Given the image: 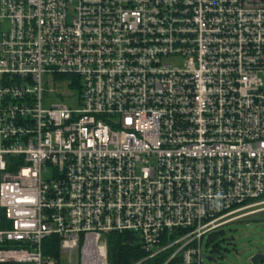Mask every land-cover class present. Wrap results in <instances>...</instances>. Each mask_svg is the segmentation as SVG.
Segmentation results:
<instances>
[{"label":"built area","instance_id":"2783aa9c","mask_svg":"<svg viewBox=\"0 0 264 264\" xmlns=\"http://www.w3.org/2000/svg\"><path fill=\"white\" fill-rule=\"evenodd\" d=\"M259 204L264 0H0V264H203Z\"/></svg>","mask_w":264,"mask_h":264},{"label":"rangeland","instance_id":"374dc122","mask_svg":"<svg viewBox=\"0 0 264 264\" xmlns=\"http://www.w3.org/2000/svg\"><path fill=\"white\" fill-rule=\"evenodd\" d=\"M54 102H57L54 98L43 100L42 106L49 107ZM214 233L211 241L208 233L202 239L203 264H250L249 258L254 253L264 255V204L244 209ZM213 247L217 252H212ZM59 264H78V257L74 253L68 262V255L60 254Z\"/></svg>","mask_w":264,"mask_h":264},{"label":"trees","instance_id":"16d2710c","mask_svg":"<svg viewBox=\"0 0 264 264\" xmlns=\"http://www.w3.org/2000/svg\"><path fill=\"white\" fill-rule=\"evenodd\" d=\"M208 233V240L211 241L215 236V231ZM107 242V264H160L163 260L162 255L146 258L147 253L142 249L138 236L128 232H109L105 235ZM212 252H217L216 247ZM43 253L53 257H58V238L50 236L43 244Z\"/></svg>","mask_w":264,"mask_h":264},{"label":"water","instance_id":"95a60500","mask_svg":"<svg viewBox=\"0 0 264 264\" xmlns=\"http://www.w3.org/2000/svg\"><path fill=\"white\" fill-rule=\"evenodd\" d=\"M208 260L211 259V257H206ZM264 258V255L261 253H254L253 255L250 256L249 262L251 264H256L257 261H261Z\"/></svg>","mask_w":264,"mask_h":264}]
</instances>
